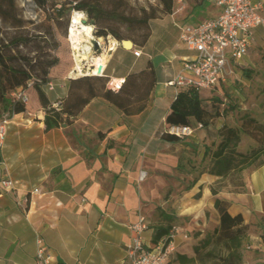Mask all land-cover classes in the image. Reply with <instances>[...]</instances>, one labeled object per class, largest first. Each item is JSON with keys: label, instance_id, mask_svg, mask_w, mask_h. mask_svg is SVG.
<instances>
[{"label": "crops", "instance_id": "crops-1", "mask_svg": "<svg viewBox=\"0 0 264 264\" xmlns=\"http://www.w3.org/2000/svg\"><path fill=\"white\" fill-rule=\"evenodd\" d=\"M207 1L214 15L175 24L178 34L169 44L159 45L151 34L144 47L133 45L120 62L111 59L122 53L118 42L113 50L108 48L101 72L109 77L108 88L115 90L112 79H124L146 68L148 62L154 69L155 83L141 113L126 116L104 98L95 97L69 124L49 130L41 108L10 115L0 150V179L14 182V187L0 190V264H35L36 235L43 238L54 264H123L130 227L140 215L149 224L144 233L147 244H151L155 227L166 224L164 215L183 222L173 242L175 249L189 253L219 223L215 198L229 202L231 215L243 216L249 226L248 240L256 242L253 247L258 251L243 252V264H264V164L243 171V193L222 189L213 196L210 187L219 177L204 171L188 189L177 183L181 176L196 171L198 166H189L194 160L200 164L206 146L218 143L219 129L228 117L201 127L190 119L193 133L179 143L161 137L175 98V88L168 83L192 55L179 40V27L217 17L219 8ZM251 1L260 5L264 18V0ZM134 49L141 51L139 57L133 56L139 60L135 64L130 55ZM259 51L264 54L262 28L253 31L248 54L238 67L246 64L252 69ZM236 77L237 73L224 84L228 86ZM69 78L74 77L50 80L52 90L43 87L52 106L66 97ZM140 172L146 173L142 181L138 180ZM167 189H171L168 197ZM189 242L193 244L188 248Z\"/></svg>", "mask_w": 264, "mask_h": 264}, {"label": "trees", "instance_id": "trees-1", "mask_svg": "<svg viewBox=\"0 0 264 264\" xmlns=\"http://www.w3.org/2000/svg\"><path fill=\"white\" fill-rule=\"evenodd\" d=\"M30 1L39 11L47 14L39 24L23 19L17 0H0V119L6 114L30 112L27 105L31 91L36 92V103L44 111L43 122L47 130L69 124L95 97L104 98L126 116L137 115L145 109L155 83L150 62L146 68L128 73L120 88L115 90L108 88L109 77L105 73L69 78L67 95L61 107L54 108L43 91L46 83L50 82L52 68L59 63L58 57L52 53L57 44L50 22L56 25L63 17L68 18L71 12H82L97 38L111 36L118 42L130 40L135 47L141 48L151 36L149 22L160 15L172 14L175 0H157L160 10L141 7L135 12L128 0ZM207 5V0H196L194 7L200 11ZM28 25H32V28ZM30 82L32 84L28 86ZM222 87L223 98H201L200 90L192 87L179 89L165 117L166 129L189 126L190 119L206 126L215 118H227L233 110L230 106L233 101ZM21 89L27 93V104L15 101L11 96ZM242 135L251 138L257 146L246 152L240 151L238 147ZM218 136L217 144L206 146L200 162L207 161L204 172L219 177L218 182L210 187L211 194L215 196L222 189L243 193V171L264 164V123L245 115L237 126L226 121L219 129ZM161 137L170 143H179L182 139L166 131ZM227 179L230 188L224 184ZM196 180L193 179L187 189ZM229 205L228 201L215 198L218 225L207 230L189 253L175 249L167 264H243V247L248 240L249 226L240 213H229ZM163 217L166 224L155 227L152 245L164 237H168V240L170 232L178 226L175 224L176 218L169 215ZM261 238L264 242V234Z\"/></svg>", "mask_w": 264, "mask_h": 264}, {"label": "built area", "instance_id": "built-area-1", "mask_svg": "<svg viewBox=\"0 0 264 264\" xmlns=\"http://www.w3.org/2000/svg\"><path fill=\"white\" fill-rule=\"evenodd\" d=\"M212 2L219 8L217 17L179 27V40L192 55L182 63L177 74L168 83L175 88V96L182 88L213 90L223 85L235 74L237 66L248 54L253 31L257 28L264 30V18L260 14L259 4L251 0H212ZM132 53L135 57L141 55L140 49H134ZM80 75H90V73L84 72ZM31 84L28 83V86ZM44 87L48 90L53 89L51 82L46 83ZM11 96L22 104L28 103L24 89L13 92ZM60 107V103L54 105L56 109ZM9 118L10 116L6 114L0 119V150L4 145ZM198 127L201 125L199 124ZM166 132L182 138L190 136L193 129L189 126H171ZM145 177L146 173L140 172L138 180L142 181ZM13 187L14 182L0 179V190L10 191ZM33 192L37 193L38 189H34ZM148 229L149 224L143 215L131 225V236L126 246L123 264H167L175 251L173 238L177 228L170 232L168 240V237H164L155 245L147 244L144 239V233ZM183 239H188L186 233L183 234ZM34 259L35 264H54L55 261L39 235L35 237Z\"/></svg>", "mask_w": 264, "mask_h": 264}, {"label": "rangeland", "instance_id": "rangeland-1", "mask_svg": "<svg viewBox=\"0 0 264 264\" xmlns=\"http://www.w3.org/2000/svg\"><path fill=\"white\" fill-rule=\"evenodd\" d=\"M195 2L196 0H175L172 14L164 16L160 15L159 18L151 20L149 25L155 42L157 41L159 45H162L169 44V42L173 41L174 37H177L178 34L175 24L181 25L183 23L195 22L203 18H210L214 15L212 6L210 4H208L202 11H197V8L194 7ZM128 3L133 7V12H135L134 10H137L141 7H145L147 9L154 8L156 10H160L161 8L157 0H128ZM17 4L21 11L20 14L24 20H30L33 21L34 24H39L47 17V14L39 11L30 0H17ZM72 13L73 12L70 13L68 18L63 17L60 19L56 25L53 23V21L50 22V24H53V34L57 44V48L52 51V53L59 59L58 65L51 70L50 80L54 82L68 76L74 78L81 76L80 73L76 71V69L73 72V68H75L76 63H78L81 67V73L88 72V65L91 63V58L101 54H105L107 56L110 53L108 51L110 42L115 40L111 36L97 38L92 32L93 36L92 39L89 40L87 58L83 61H78L74 51H72L71 43L69 41V26ZM83 15L84 19L86 20L85 25H90L87 16L85 14ZM28 27L32 28V25H28ZM94 42H98L96 48L94 46ZM49 44H52V42ZM118 44L121 46L118 48L122 50L120 51L122 53H117L111 58L112 60L115 58L114 60L116 62L121 61L124 52L127 50L122 47L120 42H118ZM130 55L133 59L132 63L135 64L139 61L133 57L132 54ZM250 68L251 66L246 64H243L240 67L237 66L235 70L237 77L234 78L228 86L227 84L221 85L223 86L222 88H224L223 90L226 92H233V96L231 97L233 102L230 104L233 110L228 114L227 122L234 126L239 125L245 115L255 118L261 123H264V57L262 52H258V57L255 60L254 66L252 69ZM199 95L201 98H223V95L221 94V88L220 91L201 89ZM36 96V92L31 91L29 96L30 101L27 105L28 111L33 113L40 109L39 105L36 103ZM254 146H257V144L251 138L246 135H242L241 142L238 147L240 151L246 152ZM190 156L193 155L189 154L187 158L191 160L193 157ZM182 164L185 165L184 160H182ZM206 164L207 161L199 164V161L194 160V165H190L189 167L196 168L198 166V168H196V171L188 172L186 176H181L178 178L177 183L179 187H186L191 184L192 180L197 177L198 173L205 169ZM185 168L187 170V167ZM224 184H226V187H229V179L225 180ZM169 193H171V189H167L165 196L168 197ZM180 193L181 192L178 194L180 195ZM175 224L179 226L183 225V222L176 220ZM192 233L195 235L196 232L193 231ZM192 244V242H189L187 247H191ZM255 244V241L247 240L245 246L243 247V252H257L258 250L254 249L253 247Z\"/></svg>", "mask_w": 264, "mask_h": 264}, {"label": "bare ground", "instance_id": "bare-ground-1", "mask_svg": "<svg viewBox=\"0 0 264 264\" xmlns=\"http://www.w3.org/2000/svg\"><path fill=\"white\" fill-rule=\"evenodd\" d=\"M84 15L82 12L74 11L71 15V22L69 26V41L71 43L72 51H74L75 56L78 61H83L87 58V52L89 50V40L92 39V26L85 25L82 22ZM110 41V40H109ZM115 46V40L110 42L109 50H113ZM126 49H131L129 44H126ZM107 56L101 54L92 57L91 69L88 72L91 75H100L102 69L105 66ZM76 70L81 74V67L76 63ZM124 79L114 78L111 80L112 86L115 89L120 88Z\"/></svg>", "mask_w": 264, "mask_h": 264}, {"label": "water", "instance_id": "water-1", "mask_svg": "<svg viewBox=\"0 0 264 264\" xmlns=\"http://www.w3.org/2000/svg\"><path fill=\"white\" fill-rule=\"evenodd\" d=\"M82 22L85 23L86 20L83 19ZM120 43H121L122 47L125 48V49H126V44H129L130 48L133 46V44H132V42L130 40H124V41H121ZM94 46H95V48L97 47V42H94Z\"/></svg>", "mask_w": 264, "mask_h": 264}]
</instances>
